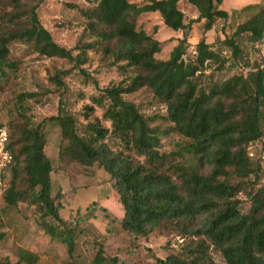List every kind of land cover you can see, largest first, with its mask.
Returning a JSON list of instances; mask_svg holds the SVG:
<instances>
[{
    "label": "trees",
    "instance_id": "1",
    "mask_svg": "<svg viewBox=\"0 0 264 264\" xmlns=\"http://www.w3.org/2000/svg\"><path fill=\"white\" fill-rule=\"evenodd\" d=\"M177 1L96 0L81 9L83 30L91 39L72 52L56 43L40 23L36 1L0 0V82L16 66L9 57L12 40L29 41L36 52L64 57L75 66L84 62L86 49H99L123 77L98 86L88 75L94 91L82 103L80 119L64 107L59 91L56 112L43 117L59 127L58 157L88 165L96 162L108 173L122 207L117 220L128 233L145 235L158 223L170 222L179 233L197 236L186 242L181 252L155 256L152 264H217L209 259L204 238L219 250L221 264H264V175L258 187L247 192L246 210L240 209L237 195L239 179L255 170L252 147L258 143L264 149V62L245 73L234 72L220 81L199 84L197 76L203 63L219 60V55L201 36L195 43L193 59H184L186 32L194 21L200 23L203 32L214 27L228 11L220 6L222 0H186L197 11L195 17H187ZM254 5L257 9L235 25L232 35L221 39L231 54L240 53L236 35L245 33L251 42L264 37V0L241 8ZM148 11L157 12L165 26L181 32L166 58L154 56L159 40L136 27L139 14ZM63 72L56 70L49 80L62 84ZM140 86L150 89L164 113L146 115L124 97ZM34 94L24 90L17 96L24 99ZM96 107L108 124L90 115ZM157 117L170 121L184 138L171 151L158 150L166 131L150 123ZM40 125L41 121L28 120L10 130L4 125L12 162L1 200L6 204L19 199L35 203L43 230L62 240L70 254L74 230L59 215L61 204L51 193L52 165L44 151ZM186 154L194 162L185 163ZM175 155L183 161H174ZM198 164H208L207 170L202 171ZM255 165L259 166L258 160ZM18 176L22 186L17 184ZM3 236L0 230V240ZM111 258L112 264H125ZM35 260L34 252L19 246L14 260L0 259V264H34ZM93 260L103 263L100 247Z\"/></svg>",
    "mask_w": 264,
    "mask_h": 264
},
{
    "label": "rangeland",
    "instance_id": "2",
    "mask_svg": "<svg viewBox=\"0 0 264 264\" xmlns=\"http://www.w3.org/2000/svg\"><path fill=\"white\" fill-rule=\"evenodd\" d=\"M21 1H36L40 23L56 43L70 48L72 52L78 50L77 45L91 39L83 30L85 18L81 9L96 0ZM253 1L257 0H222L220 6L228 11L224 20H218L214 27L204 32L200 23L194 21L187 30L182 54L184 59H193L196 53L195 43L201 36L219 55V60L203 63L201 73L197 76L199 84L220 81L234 72L245 73L256 63L264 62V37L260 42H251L245 33L236 35L234 38L240 48V53L236 55L231 54L221 40L224 36L232 35L235 25L257 9L256 5L241 8ZM177 6L187 17L196 16L195 7L186 0H178ZM136 27L159 40V49L154 53L157 58H166L181 36L180 30L165 26L155 11L140 13ZM8 48L9 57L15 61L16 66L0 82V124L6 125L10 130L27 120L31 123L41 121L40 128L45 138L44 151L52 165L49 173L51 193L55 195V202L61 204L59 215L69 221L74 230V242L69 254L62 240L47 234L43 230L40 212L35 203L19 199L14 204H6L0 199V230L4 231L0 240V259L14 260L19 246L36 254L34 264H95L93 257L98 247L104 256L102 264H112L111 257L125 264H152L155 256L163 257L168 253L181 252L185 243L197 236L193 233H179L173 223L160 222L145 235L123 230L117 220L122 215V207L108 173L96 162L88 165L60 159L57 154L61 140L59 127L54 120L43 118L56 112L58 93L61 91L64 107L80 119L82 103L87 102L88 96L94 91L88 75L94 77L98 86H104L118 81L123 74L102 56L99 49H86L84 62L75 66L73 61L64 57L45 56L36 52L29 41L12 40ZM78 67H82L87 74H82ZM56 70L64 71L60 74L63 83L59 85L49 80V76ZM24 90L34 91L35 94L30 98L20 99L17 94ZM124 97L136 103L146 115L164 113L163 107L146 86L126 93ZM90 115L97 116L101 123L108 124L98 107ZM150 123L158 124L166 131L160 137L158 150L161 152L175 149L176 143L184 139L168 120L157 117ZM251 150L255 170L239 179L241 190L237 195L241 210H246L249 205L247 192L258 187L264 175V149L257 143ZM175 156L172 157L174 161L178 159L192 163L195 160L187 154L183 160L178 155ZM257 160L258 167L255 165ZM198 167L205 172L208 164H198ZM16 181L18 186H22L21 176ZM189 229H192V224ZM204 243L207 244L205 250L209 259L217 264L223 263L219 250L207 238H204Z\"/></svg>",
    "mask_w": 264,
    "mask_h": 264
},
{
    "label": "built area",
    "instance_id": "3",
    "mask_svg": "<svg viewBox=\"0 0 264 264\" xmlns=\"http://www.w3.org/2000/svg\"><path fill=\"white\" fill-rule=\"evenodd\" d=\"M8 134L6 127L0 124V199L8 184L7 169L12 162V155L7 147Z\"/></svg>",
    "mask_w": 264,
    "mask_h": 264
},
{
    "label": "crops",
    "instance_id": "4",
    "mask_svg": "<svg viewBox=\"0 0 264 264\" xmlns=\"http://www.w3.org/2000/svg\"><path fill=\"white\" fill-rule=\"evenodd\" d=\"M196 10V9H195ZM197 12V11H196Z\"/></svg>",
    "mask_w": 264,
    "mask_h": 264
}]
</instances>
